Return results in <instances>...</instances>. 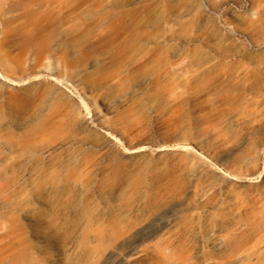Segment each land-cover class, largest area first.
I'll return each mask as SVG.
<instances>
[{
  "label": "rangeland",
  "instance_id": "obj_1",
  "mask_svg": "<svg viewBox=\"0 0 264 264\" xmlns=\"http://www.w3.org/2000/svg\"><path fill=\"white\" fill-rule=\"evenodd\" d=\"M0 264H264V0H0Z\"/></svg>",
  "mask_w": 264,
  "mask_h": 264
}]
</instances>
